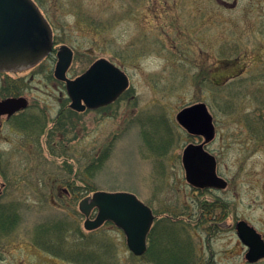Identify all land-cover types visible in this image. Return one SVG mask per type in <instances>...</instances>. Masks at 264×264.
<instances>
[{"label":"rangeland","instance_id":"1","mask_svg":"<svg viewBox=\"0 0 264 264\" xmlns=\"http://www.w3.org/2000/svg\"><path fill=\"white\" fill-rule=\"evenodd\" d=\"M43 1L57 20L53 30L62 41L56 47L74 50L70 78L104 57L129 75L130 86L111 105L78 112L54 75L56 50L35 65L9 70L23 78L28 112L45 132L32 136L0 126L3 197L19 207L17 228L0 239L2 264H163V257H185L191 248L186 235L198 264H207L209 243L216 264H247L235 222L245 219L264 235V0L236 6L216 0ZM81 11L107 27L84 23ZM200 101L214 116L217 135L207 149L228 180L224 189H199L186 180L184 148L203 138L189 134L177 113ZM164 124L171 140L163 149ZM100 157L102 165L92 172ZM97 191L132 192L153 209L151 252L135 255L112 222L85 228L80 201Z\"/></svg>","mask_w":264,"mask_h":264},{"label":"water","instance_id":"2","mask_svg":"<svg viewBox=\"0 0 264 264\" xmlns=\"http://www.w3.org/2000/svg\"><path fill=\"white\" fill-rule=\"evenodd\" d=\"M54 33L48 19L35 0H0V69H12L41 61L53 50ZM74 50L64 44L57 51L54 74L66 83L70 107L82 112L115 101L130 84L128 74L107 58H99L75 78L68 76ZM25 96L0 100V119L28 106ZM177 121L189 134L203 136L201 143L188 144L182 156L186 179L196 188L224 189L228 181L218 173L216 156L206 144L216 137L214 116L207 103L197 102L182 108ZM97 208L95 218L91 211ZM80 209L86 214L84 226L88 230L112 221L123 229L127 243L136 255L147 251V236L155 219L153 210L134 193L128 191H97L85 197ZM242 241L249 246L247 258L256 261L264 257V240L245 220L237 224Z\"/></svg>","mask_w":264,"mask_h":264},{"label":"flooded vegetation","instance_id":"3","mask_svg":"<svg viewBox=\"0 0 264 264\" xmlns=\"http://www.w3.org/2000/svg\"><path fill=\"white\" fill-rule=\"evenodd\" d=\"M219 4L225 5V6H236L238 5L239 0H216ZM254 3H257L258 1L261 3L263 0H251ZM15 71V70H12ZM0 74H3V85H2V96L0 97L1 99L8 98V97H18V96H24L22 93L23 87V78L21 77H15L13 74L10 73V71H5L0 69ZM11 75V76H8ZM28 98V97H27ZM29 100V98H28ZM30 108V101L29 104L26 108L21 109L19 111H16L12 114L6 113L4 114L1 119H0V126H3L5 124H9L12 128L14 127L17 131L23 132V129L26 130L27 132H32L33 136L38 133L36 130L39 131V118L37 117L36 114L34 113H29L28 109ZM3 160H0V175L3 178H6L7 176V169L2 165ZM6 181L0 182V239L7 236V231H13L17 228L18 222H19V212L18 208L15 206H12L11 204L13 202H7L4 199V189L6 187ZM9 203L11 205V213L12 217L8 218L7 212L9 208ZM240 220H245V219H239L235 222V229L237 227V224ZM247 221V220H246ZM248 222V221H247ZM250 224V223H249ZM219 225V224H218ZM252 225V224H250ZM212 226L214 229H216V222H212ZM230 224L228 223H223V227H228ZM255 227V226H254ZM256 228V227H255ZM257 229V228H256ZM183 231V229H182ZM258 231V230H257ZM259 232V231H258ZM184 233V232H183ZM262 239L264 240V235L262 232H259ZM186 235V233H184ZM189 240V244L191 246L192 251H190L189 246L187 247L186 250V256L189 264H198L199 257L195 255V249L194 245L192 243V240L189 235H186ZM212 235H209V241L211 240ZM245 247L247 249L244 259L247 264H258L259 262L264 260V257H261L260 259L256 261H250L247 258V253L249 251V247L245 244ZM178 254L174 255V258L179 257L177 256ZM180 258V257H179ZM181 259V258H180ZM168 259L163 257V261H167ZM4 261V252L0 251V264ZM207 264H216V259H215V250L212 247V245L209 243V259Z\"/></svg>","mask_w":264,"mask_h":264},{"label":"trees","instance_id":"4","mask_svg":"<svg viewBox=\"0 0 264 264\" xmlns=\"http://www.w3.org/2000/svg\"><path fill=\"white\" fill-rule=\"evenodd\" d=\"M57 1H62V0H57ZM36 2L43 8L42 9L43 12L45 13L46 17L50 21L53 29L56 31L58 29V27L56 25V23H57L56 21L57 20H55L56 18L54 16V14L50 10H48L46 8L43 0H36ZM78 16L81 18V21H83L84 23L88 24L89 26H94L96 28H102V29H105L107 27L105 20L99 19V18H95V16H93L91 14H88V13L85 14V12H82L81 11V13H79ZM62 26L65 27L64 24H62ZM60 41H62V40H61V38H59V35L57 33L55 35V45H57L58 43H60ZM72 42H73V40H72ZM55 50H56V48H54L53 52H55ZM52 54H50L48 57H50ZM113 54L114 55H118V54H116V52H114ZM217 85L224 86V84L223 85L222 84H217ZM163 123H164V121H163ZM164 128H165V134H166V136L163 137V141H165V143H163V149L166 148V146L168 147V145L170 144V140H171L170 139V137H171V134H170L171 133V127L164 124ZM44 132H45L44 125L41 124L40 127H39V133L40 134H43ZM167 134H168V139H167ZM29 135H31V134H29ZM102 162H103V158L100 157L99 159H96L94 162H92V164L90 165L89 168L92 170V172H94V171H96V170L99 169V167L102 165ZM74 187L75 186H73V188ZM73 191H74V193H76L75 190H73ZM201 205L202 206H205L204 203H202V202H201ZM7 215H8V218L12 217L10 203H9V208H8ZM54 230H55V228H54ZM45 231H48L49 232L50 231L49 227ZM51 231H53V230H51ZM54 232H59V230L54 231ZM8 233H10V231H7V234ZM152 233H153V230L150 233V239H151ZM151 249H152V246L150 245L149 250H148V253L151 252ZM189 249L191 251V248L190 247H189ZM183 258L180 259L179 257H176V258H172L170 260L163 261V262H160V263H163V264H189L188 263V260H187V256L185 255V257H183Z\"/></svg>","mask_w":264,"mask_h":264}]
</instances>
